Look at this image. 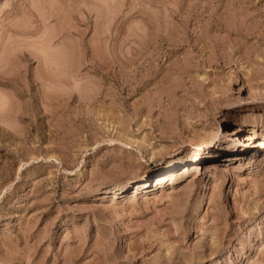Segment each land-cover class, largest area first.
I'll list each match as a JSON object with an SVG mask.
<instances>
[{
  "label": "rangeland",
  "instance_id": "obj_1",
  "mask_svg": "<svg viewBox=\"0 0 264 264\" xmlns=\"http://www.w3.org/2000/svg\"><path fill=\"white\" fill-rule=\"evenodd\" d=\"M263 141L264 0H0V264H264Z\"/></svg>",
  "mask_w": 264,
  "mask_h": 264
},
{
  "label": "bare ground",
  "instance_id": "obj_2",
  "mask_svg": "<svg viewBox=\"0 0 264 264\" xmlns=\"http://www.w3.org/2000/svg\"><path fill=\"white\" fill-rule=\"evenodd\" d=\"M254 93L256 94H261L262 92H258V91H255ZM237 118V117H236ZM240 118V117H239ZM234 118H231V120H233ZM236 120V119H234ZM264 142V141H263ZM263 142L260 143V145H263ZM209 155V154H208ZM192 156H193V159H194V162L190 164V166L192 168H199V165L201 163V160L203 158V155L201 153L200 150L198 149H195L193 152H192ZM183 159V158H182ZM191 159V160H193ZM181 161H184V160H175V161H172L171 164L167 167V170L162 172V173H159V174H156V182L157 183H162L165 179H167L168 177H172V171H173V167L176 168V166L181 162ZM199 161V165L196 166L195 163ZM174 168V169H175ZM168 180V179H167ZM148 183H149V177H145L143 180H130L128 185L130 188H134L133 190H135V192H138L139 190H142L144 188H147L148 187ZM150 186V185H149Z\"/></svg>",
  "mask_w": 264,
  "mask_h": 264
}]
</instances>
